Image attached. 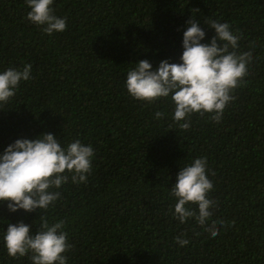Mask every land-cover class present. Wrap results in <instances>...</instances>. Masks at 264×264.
I'll return each instance as SVG.
<instances>
[{
  "label": "trees",
  "instance_id": "trees-1",
  "mask_svg": "<svg viewBox=\"0 0 264 264\" xmlns=\"http://www.w3.org/2000/svg\"><path fill=\"white\" fill-rule=\"evenodd\" d=\"M67 27L52 35L30 23L25 0H0V70L32 64L0 109V150L19 137L51 132L94 149L86 183L61 186L41 210L65 221L68 264H264V0H54ZM229 22L240 49L253 51L247 74L220 122L193 113L173 122V103L132 98L124 86L135 61L179 62L185 21ZM156 111L164 115L157 119ZM205 156L216 201L217 235L172 216L179 167ZM195 207V205H192ZM38 211L10 212L0 202V230L23 221L36 231ZM184 233L189 243L174 239ZM0 264L12 258L0 244Z\"/></svg>",
  "mask_w": 264,
  "mask_h": 264
},
{
  "label": "clouds",
  "instance_id": "clouds-1",
  "mask_svg": "<svg viewBox=\"0 0 264 264\" xmlns=\"http://www.w3.org/2000/svg\"><path fill=\"white\" fill-rule=\"evenodd\" d=\"M25 3L29 9L25 18L44 33L52 35L66 29V18L55 13L54 0H25ZM203 24L214 33L207 40L200 20L185 21L179 62L165 58L153 68L147 59H140L129 68L124 80L127 93L134 99L148 103L170 99L174 105L173 122L183 121L185 128L193 113H209L214 122L222 120L226 106L234 99V89L254 58L251 49H240L241 35L232 30L229 22L209 18ZM30 79L31 63L0 70V109L15 97L21 82ZM163 115L161 111L154 113L157 119ZM93 158L90 143L78 138L62 142L51 132L34 138H16L0 150V202L6 203L10 212L40 213V224L34 232L23 221L7 223L0 230V244L8 256H28L31 264H68L66 253L71 244L65 221L49 223L41 210H47L60 198L59 189L69 180L86 183ZM209 173L207 158L193 157L179 167L169 189L174 199L172 216L180 223L192 218L215 236L219 231L216 225L224 222L210 221L217 204L208 195L213 188ZM174 239L179 246L189 243L184 233Z\"/></svg>",
  "mask_w": 264,
  "mask_h": 264
}]
</instances>
